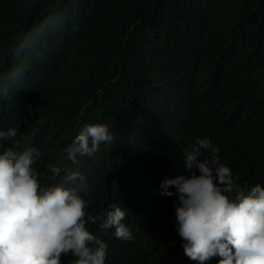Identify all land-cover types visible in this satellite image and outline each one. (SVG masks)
Segmentation results:
<instances>
[{
  "label": "trees",
  "instance_id": "obj_1",
  "mask_svg": "<svg viewBox=\"0 0 264 264\" xmlns=\"http://www.w3.org/2000/svg\"><path fill=\"white\" fill-rule=\"evenodd\" d=\"M91 124L114 142L72 164L64 150ZM12 128L41 153L42 188L63 183L49 166L64 161L88 176V213L125 210L131 240L86 224L107 264H197L176 189L161 185L189 174L182 149L208 138L236 184L264 186V0H0V131ZM12 146L0 140V153Z\"/></svg>",
  "mask_w": 264,
  "mask_h": 264
},
{
  "label": "clouds",
  "instance_id": "obj_2",
  "mask_svg": "<svg viewBox=\"0 0 264 264\" xmlns=\"http://www.w3.org/2000/svg\"><path fill=\"white\" fill-rule=\"evenodd\" d=\"M22 77L23 67L17 66L9 79ZM16 136L15 128L0 131V140L13 141L0 153V264H107L108 245L86 224L103 219L101 230L114 229L118 239L131 240L125 210L112 205L103 218L88 213V176L64 161L49 166L55 174L65 173L63 183L42 188L33 168L40 151L27 145L21 150ZM113 142L107 124H91L64 151L72 164L79 163L78 156L95 162L101 145ZM202 149L211 153L209 159L200 160ZM182 153L189 174L162 182L161 194L172 196L169 188L176 189L175 217L185 255L197 264L217 257L218 264H264V186L245 190L236 184L208 138H197Z\"/></svg>",
  "mask_w": 264,
  "mask_h": 264
}]
</instances>
